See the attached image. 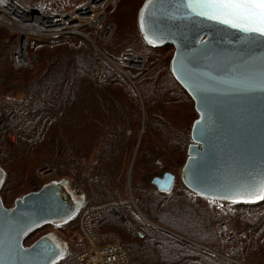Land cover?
Here are the masks:
<instances>
[{"label": "trees", "instance_id": "16d2710c", "mask_svg": "<svg viewBox=\"0 0 264 264\" xmlns=\"http://www.w3.org/2000/svg\"><path fill=\"white\" fill-rule=\"evenodd\" d=\"M121 1L116 0L114 4H122L121 10L116 11L118 14L115 11L109 12L111 17L119 19L114 20L118 32L110 42L111 50L116 53L133 43L137 36L142 39L137 21L138 8L135 9L140 0ZM130 4H133L131 8ZM127 19L131 23L124 26L122 23ZM13 37L17 39L14 35L8 36L5 30L0 28V88L20 91L26 96L21 103L20 110H24L20 115L23 117L22 127L18 134V144L14 148V157L17 156L18 159H27L30 155L44 156L52 151L56 141L60 140L62 144L69 143L82 160L94 156L97 167H105V170L112 172L121 165L124 155L129 151L125 144H129L131 148L136 145L142 110L146 119L149 113L155 120V116L159 115L156 105L162 102L165 103L163 107L181 115L185 114L188 123L193 124L196 119L193 101L176 82L168 64H164L159 70L155 69L147 78L137 80L134 89L130 82L103 58L96 56L82 39L76 36H62L33 46L32 51L38 55V64L32 70H15L11 64L12 54L10 55ZM148 48L154 49L149 46ZM167 48L170 46L161 50ZM96 64L104 74L103 85H98L94 78ZM128 74L133 79L139 77V72L133 70H128ZM158 117L162 121L161 128L168 124L170 132L176 129V141L169 148L179 150L184 155V163L187 150L183 147L186 146L184 141L187 135L174 127L177 124L173 123L170 117ZM169 118L172 121H169ZM128 128L133 131L129 136ZM163 130L158 132V142L163 141L160 134ZM157 146L160 145L149 144L142 139V154L137 155L135 161L140 164L142 161L148 168L156 167L148 162L154 159L157 163ZM142 155L144 158L141 160ZM3 169L8 177L7 169ZM165 173L175 176L174 185L169 192L158 190L152 183L154 178L162 177ZM150 179V185L142 186L144 192H149L145 201L137 187H134L133 195L140 212L156 226L142 218L137 219L135 214L131 213V206L130 210L125 209L127 218L118 207L111 208L110 212L106 211L105 215L103 211L102 231L109 229L119 232L121 242L125 241L122 242L123 246L129 249L132 264H264V202L257 205L230 206L236 224L240 228L245 226L248 236L242 243L229 247L220 241L216 230L217 224L226 216L222 218L213 208L201 214L198 203L206 200L178 184L176 175L170 171L153 174ZM75 220L77 217L66 226L71 227ZM121 225L128 228V233L123 237L122 230L118 228ZM132 226L140 228L144 237L137 236L136 243L130 248L126 242L132 239L136 231ZM158 226L191 242L178 238ZM79 247L80 253L83 246L79 244ZM74 253H70L69 257Z\"/></svg>", "mask_w": 264, "mask_h": 264}, {"label": "water", "instance_id": "95a60500", "mask_svg": "<svg viewBox=\"0 0 264 264\" xmlns=\"http://www.w3.org/2000/svg\"><path fill=\"white\" fill-rule=\"evenodd\" d=\"M183 4L145 0L138 13L139 33L147 46L174 48L171 73L197 115L181 184L218 203H263L245 193L264 181V35L195 15ZM6 177L0 165V264L60 263L69 245L59 234L47 233L30 246L25 242L43 227L75 219L84 207L85 192L63 178L7 207L1 197ZM174 182L175 176L165 173L152 183L169 192ZM131 202L135 204L132 197Z\"/></svg>", "mask_w": 264, "mask_h": 264}, {"label": "rangeland", "instance_id": "374dc122", "mask_svg": "<svg viewBox=\"0 0 264 264\" xmlns=\"http://www.w3.org/2000/svg\"><path fill=\"white\" fill-rule=\"evenodd\" d=\"M21 1L33 7L37 6L39 2V0H21ZM79 1L80 3H83L86 0H79ZM128 1L133 2L134 0H128ZM144 1L140 0L137 2L135 9L138 8V13ZM115 2L116 0H113L110 7L107 10V23L111 24L113 28L112 36H111L112 38H114L115 34L118 32V27L116 26L117 23L115 24L114 20H119V19H117V17L115 16L111 17L109 12H112V11H115V13L116 11L118 12L119 10H121V5H122L119 2L120 4L117 3L114 6ZM132 5L133 4H130V8L132 7ZM69 7L70 6L68 4H56V9L58 10L69 8ZM138 13H137V21H138ZM130 23L131 21L128 22V19H127L122 24L124 26H129ZM5 33L8 36H13V34H11L10 31L8 30H5ZM138 37L139 36L136 37L133 43L128 44V46L123 47L122 51L118 53L111 50L110 42L102 46L103 51L106 52L113 59H118L123 53V51L125 50L126 51L133 50L142 56L148 57L146 71L140 72L139 77L137 79L130 78L128 71L126 70L128 78L134 83H136L137 80L139 79L147 78L155 71V69L158 68L157 70H159L160 67H162L164 64L171 65V60L174 54V48H172L171 46L170 48H167L166 50L149 49L148 46L145 45L146 43L142 41L143 39L140 40L139 39L140 37L139 38ZM82 40L91 47V49L93 50L96 56L101 55V54H97L94 47L89 42H87L84 38H82ZM15 41H16L15 37H13L12 42H11L12 44L10 46V55L12 54V48H13V44L15 43ZM50 41L41 42V43H48ZM31 52L35 56V63H34V66H35L36 64H38V55L37 53H35V51L33 52L32 49H31ZM100 57L103 58L104 61L107 62L116 72H118L117 69L114 67V65L111 64V62L108 59L102 56ZM34 66L31 68L23 69V70L24 71L32 70ZM98 67H99L98 64H96L95 66L96 69L94 71V78L98 82V85H103L105 82V77H104V74L101 68L100 67L98 68ZM12 68L15 69L13 67V64H12ZM15 70H18V69H15ZM100 73H102V77L104 81H100V79L98 78ZM118 73L121 76H123L125 79H127L125 75L121 74L120 72ZM129 79L127 80L130 82ZM130 84L132 85L131 82ZM132 86L134 87V85ZM25 97L26 96L20 91H9V90H6L4 87L0 88V109L2 112V114H0V118L7 117V119L4 120L1 125L3 127L14 126L17 131L16 138L14 140H12V138L7 136V138H9V140L12 141L13 143H11L12 146L9 149V151L7 150L5 151L4 159L0 162V165L2 166V168L4 167L5 169H7V172H8V177H6V181L4 184V186L5 185L6 186L1 193L2 200L3 202L5 201L4 202L5 206L12 207L17 198L23 197L24 195L30 192L39 190L44 184L62 179L63 178L62 174L57 173V171L63 170L61 168L64 165V163L70 167V170L67 167L65 168L66 171L69 170L68 175L71 176L70 180L73 181L75 184H77L79 189L84 191L86 194V201H85L84 207L103 206V209L101 210L102 215H103V211L105 215L106 211L109 210L110 212L111 208L118 207L120 211L122 212V215H124L127 218L125 209L130 210V206H131L133 210L131 211V213L135 214L137 219L142 218L146 220L139 214L140 210L137 211L138 207L136 203L134 204L131 202V197L134 199L133 190H134V187H137L140 190L143 201L146 200L145 198L147 197V195H149V192H144V190L142 189V186L144 184L150 185L149 184V182L151 181L150 177L153 174H159L165 171H170L176 175V182L182 185L180 181V172L187 159V151H188V146L190 143V130L192 126V123L187 122V116L185 114L181 115L177 112L172 111V109L170 108L163 107L165 103H162V102L156 105L157 107L156 111L159 115L155 116L156 117L155 120H154V117L150 116L149 113L146 119V116H144V111L142 110L140 128L137 131V138L135 140L136 145L133 148H131L129 144H125L126 148L129 147V151L127 150V154L124 155L121 165L117 166L111 172V171L105 170L106 169L105 167H97L94 156H92L88 160H82V158H80L79 155L74 152V150L72 149L69 143L62 144L60 143V140H57L56 145L54 146L52 151L45 153L44 156L30 155L27 159H18L17 156L14 157L15 155L14 148L18 144L17 143L18 138H19L18 134L20 133L21 127H22L21 121L23 120V117H21L20 115L24 113V110L23 109L20 110V108L22 105L21 104L22 100ZM146 102L148 104L147 100ZM10 103L12 104V106H10ZM156 111H154L155 114H157ZM158 116L170 117L173 120V123L175 122L177 124V126L174 125V127H177L178 129H180L187 135L184 141L186 146L184 145L185 147H183L185 151L187 150L186 157H185L186 159L184 163H183L184 155L181 154V152L177 149L169 148L176 141V129L174 128L173 131L170 132L168 124H166L165 127L161 128L162 121ZM192 116L195 117V114H193ZM27 117H30V116H26V118ZM170 118H169V121H172ZM196 118H197V115H196ZM161 129H164L160 133L163 137V141L158 142V137H160L158 132H160ZM127 132H128V136L133 133L131 128L130 129L128 128ZM142 139H145L147 143L149 144L155 143L157 145H160L156 147L157 151H159L155 155L157 157L156 159L157 163H155L154 159H151L148 162V164H154V166L156 167L148 168L145 165H143L142 161H141V164L140 162L135 161L136 156L137 155L141 156L142 154V150H143V148L141 147ZM165 139H167V142H165ZM29 158L30 160L27 163V160ZM142 158H144V155H142L141 160ZM59 160L61 162H59ZM45 166H48L50 168L53 167V169L55 167L56 169H54V171L56 170V172L41 175L40 171L44 169ZM96 178H98V180H96ZM125 204H127V206ZM230 206L232 205L206 200V201L198 203V208H199L198 210H200L201 214H204V213L209 212L210 208L211 209L213 208L214 212L223 218L224 216H227V215L233 216L232 208ZM263 212H264V209H263ZM78 219L79 218L77 217V220H75V222L70 225L72 228L67 227L66 224L59 225V226L49 225V226L43 227L42 229L32 234L28 238V240L25 242V245L26 246L32 245L35 241H37L40 237H42L43 235L47 233H50V232L57 233L60 236H62L64 240L66 241V243L69 245V252L66 258L61 261V263L62 264H75L77 262L75 255L76 256L78 255L79 248H80L79 247L80 241L78 242L76 239L78 237V229H79L77 225ZM106 221H108V219H106ZM146 222L152 224L153 226H156L154 223H152L148 219L146 220ZM133 225L135 227H138L137 224H133ZM135 227L132 226L134 231L136 230L133 233L132 239H129L128 242H126L130 246V248L133 247V243H136L137 236L144 237V232L140 228L138 229ZM103 228L105 227L103 226ZM118 228L122 230V237L125 236L126 233H128L127 227L121 225ZM158 228L164 231H167L163 227L158 226ZM242 228H245V226ZM104 231L112 232L115 235L121 237L118 231H111L109 229H105ZM139 234H141L142 236H139ZM172 234L178 238H183L179 235H176L175 233H172ZM183 239L185 241L191 242L187 240L186 238H183ZM195 245H197L200 248L211 251L210 249H207L198 244H195ZM74 246H76V248ZM72 252H75L74 255H71L69 257V254ZM213 253L215 252L213 251Z\"/></svg>", "mask_w": 264, "mask_h": 264}, {"label": "built area", "instance_id": "2783aa9c", "mask_svg": "<svg viewBox=\"0 0 264 264\" xmlns=\"http://www.w3.org/2000/svg\"><path fill=\"white\" fill-rule=\"evenodd\" d=\"M112 1L86 0L80 3L79 0H39L37 6L33 7L21 0H0V28L17 37L12 48L13 67L18 70L33 67V46L72 35L84 38L94 47L97 54L108 59L121 74L127 75L126 70L145 72L148 57L127 50L118 59H113L103 51L102 46L112 40L113 28L107 23V10ZM56 4H68L70 7L58 10ZM25 25L30 26L24 28ZM98 78L104 81L102 73ZM6 119L7 117L0 118V162L4 159L5 151H9L13 143L7 136L14 140L17 133L14 126L1 125ZM66 167L70 170L64 163L61 168L63 170H58L57 173H61L63 178L71 179ZM54 169L45 166L40 174L56 172ZM102 209L103 206L83 207L77 216L79 229L76 239L80 241L83 249L77 255L75 264H132L129 249L123 246L121 239L101 231ZM216 230L220 241L229 247L242 243L248 236L245 228L238 227L230 215L217 224Z\"/></svg>", "mask_w": 264, "mask_h": 264}, {"label": "snow or ice", "instance_id": "6c2138e0", "mask_svg": "<svg viewBox=\"0 0 264 264\" xmlns=\"http://www.w3.org/2000/svg\"><path fill=\"white\" fill-rule=\"evenodd\" d=\"M183 6L195 15L264 35V0H184ZM245 195L264 199V181Z\"/></svg>", "mask_w": 264, "mask_h": 264}, {"label": "crops", "instance_id": "0c3cea01", "mask_svg": "<svg viewBox=\"0 0 264 264\" xmlns=\"http://www.w3.org/2000/svg\"><path fill=\"white\" fill-rule=\"evenodd\" d=\"M102 228V227H101ZM101 231H102V229H101ZM103 233H111V234H114V233H112V232H104V231H102ZM115 235V234H114ZM117 236V235H116ZM119 237V236H118ZM120 238V237H119Z\"/></svg>", "mask_w": 264, "mask_h": 264}, {"label": "bare ground", "instance_id": "6f19581e", "mask_svg": "<svg viewBox=\"0 0 264 264\" xmlns=\"http://www.w3.org/2000/svg\"><path fill=\"white\" fill-rule=\"evenodd\" d=\"M29 26H30V25H29ZM29 26H26V25H25V27H24V28H28ZM62 179H63V178H62ZM66 179H68V178H66ZM69 180H70V179H69ZM57 181H58V180H57Z\"/></svg>", "mask_w": 264, "mask_h": 264}]
</instances>
